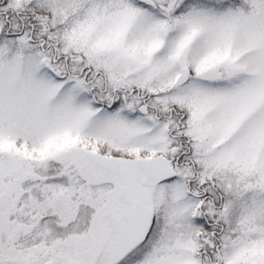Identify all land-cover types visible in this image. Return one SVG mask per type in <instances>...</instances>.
Returning <instances> with one entry per match:
<instances>
[{
    "label": "snow or ice",
    "instance_id": "obj_1",
    "mask_svg": "<svg viewBox=\"0 0 264 264\" xmlns=\"http://www.w3.org/2000/svg\"><path fill=\"white\" fill-rule=\"evenodd\" d=\"M0 264H264V0H0Z\"/></svg>",
    "mask_w": 264,
    "mask_h": 264
}]
</instances>
